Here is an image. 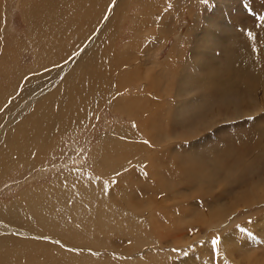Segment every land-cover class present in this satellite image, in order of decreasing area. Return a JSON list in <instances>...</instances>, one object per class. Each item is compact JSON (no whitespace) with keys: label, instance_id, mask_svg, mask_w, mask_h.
Instances as JSON below:
<instances>
[{"label":"rangeland","instance_id":"1","mask_svg":"<svg viewBox=\"0 0 264 264\" xmlns=\"http://www.w3.org/2000/svg\"><path fill=\"white\" fill-rule=\"evenodd\" d=\"M38 4L34 0H0V53L4 52L5 45H16L17 38L22 49L28 20L33 19ZM261 17H264V0H110L106 17L94 21L86 43L68 42L62 60H54L24 76L22 83L18 82L22 92L33 83L42 88V95L52 93L77 63H83L86 53L94 49L99 60L116 55L122 59L131 57L132 68L139 65L138 74L145 75L159 88L158 92L155 90L156 102L173 100L171 104L155 105L162 113L165 110L171 113H163L162 117L158 114L161 120L158 126L142 127L148 130L147 135L156 134L162 141L157 140L147 149L141 148L136 142L138 128L132 130L127 124L130 130L124 129L119 137L121 141L128 139L121 147L127 149V154L122 152L112 160L123 165V172L107 179L96 176L115 200L112 203L124 204L127 196L131 202L154 213L156 220L153 224L151 220L152 225L143 235L147 241L134 244L127 237L110 235L105 238L107 248L93 249L88 243H75L70 251L94 257L96 264H264V19ZM47 21L49 26V18ZM99 36L107 37L104 46L99 44ZM16 51L13 49L10 59L4 62L18 58L16 61L22 66L30 65L21 59L30 51H20L21 54ZM200 53L205 55L204 61H215L211 70L215 71L216 67L222 70L220 72L227 68L230 58H245L247 73L243 72V65L237 64L230 74L210 79L215 94L223 96L235 91V96L211 99L206 94L209 89L193 83L196 81L193 76L202 81L207 78L194 64ZM3 55L0 54L2 61ZM24 78L26 83H23ZM181 81V91H178ZM16 82L11 81L15 91L19 87ZM244 88L246 94L242 92ZM167 92L171 93L168 97ZM178 92L180 97H177ZM31 94L28 89L24 100L32 99ZM205 99L210 101L205 103ZM18 101L14 95L8 104ZM22 110L20 105L9 114L0 109V129L7 127L9 115L26 118L29 111ZM97 118L99 123L111 124L99 129L102 136L108 135L116 117L109 114L105 118L99 113ZM82 141H73L71 146L68 144L61 149V156L75 160L63 168L42 166L23 186L18 180L3 183L0 186V197L5 196L2 200L16 199L21 188L29 190L39 183L37 181L43 183L67 168L76 173H89V152L98 142H93L87 150ZM141 153L146 155L145 164L141 163L138 168L135 164L127 165L129 161L135 162ZM167 164H176L173 169L177 170L173 174L171 169L168 171L172 177L171 181L165 180L168 192L156 193L154 176L145 174L148 167L162 169ZM190 166L202 169V182L186 185ZM175 176L180 179H174ZM119 179L123 190L117 182ZM4 228L8 231L0 236L20 239L12 234L19 235L16 232L19 229ZM56 238L32 242L39 248L56 250L58 243L50 241ZM217 238L219 243L214 246L212 240ZM62 242L68 248L69 240L62 239ZM44 263L47 262L44 260Z\"/></svg>","mask_w":264,"mask_h":264},{"label":"bare ground","instance_id":"2","mask_svg":"<svg viewBox=\"0 0 264 264\" xmlns=\"http://www.w3.org/2000/svg\"><path fill=\"white\" fill-rule=\"evenodd\" d=\"M34 1L39 4L33 19L28 20L25 33L26 42L22 49L19 47L17 38L16 45L12 47L5 45L4 52L0 53L4 54L1 57L3 61L0 60V109L3 108V112L9 114L17 105H20L23 107V112L29 111L24 119L9 115L5 123L7 127L0 129L2 142L0 145V186L11 180L23 182L20 185L23 186L24 182L29 177H33L42 166L57 165L63 168L64 165L74 162L73 157L60 155L61 149L68 144L71 146L73 141L77 142L82 139L87 150L93 146V142H98V145L90 152L88 151L89 173H84V171L81 172L82 174L76 173L67 168L66 171L60 170L61 172L47 178L43 183L37 181L39 183L29 190L21 188L16 199L13 197L4 202L2 199L5 196L0 197V233L8 231L4 227L20 230L16 231L19 235L12 233L20 239L0 236V264H55V262L56 264H92V262L96 264L97 260L94 257L81 252H72L69 249L73 248L75 243H88L93 249L104 246L107 248L109 245L105 238L110 235L127 237L134 244L142 240L147 241L143 235L156 220L152 211H146L138 206L137 202H131L127 196L124 204L112 203L115 200L96 176H103L107 179V176H120L123 172V165L119 162H112V160L122 152V154L127 152L125 147L121 148L127 138L121 141L119 137L123 135L124 129L130 130L128 126L132 130L138 128L136 142L141 145V148L145 146L147 149L157 140L162 141L161 138L155 137L156 134L147 135L148 130L144 131L143 128L161 122L159 118L162 114L170 113L164 108L165 111L163 110L162 113L155 105L170 103L173 100L167 98L165 102L161 100H159L161 102H156L158 99L155 100L154 96L159 88L145 75L138 74L139 65L132 68L134 63L131 57L122 59L120 55H116L111 57L112 59L99 60L95 56V50L92 49L82 59L83 63H77L54 92L42 95V88L31 83L27 90L29 89L32 93V99L25 101L27 90L22 92L24 90L18 82L22 83L24 76L47 66L52 61L62 60L68 49V42L77 44L84 41L86 43L89 38L88 31L94 21L106 17L110 0ZM47 18H49V26ZM106 39L107 37L99 36V44L104 46ZM115 45L117 46L118 43L116 42ZM13 49L17 50L18 54L30 51L20 56L30 65L22 66L16 61L18 58L4 62V59H10ZM204 56L200 53L194 64L207 78L202 81L197 80V76H193L192 78L196 80L193 83L209 89L206 94L211 99L224 97V95L235 96V91L230 94L224 93L223 96L215 94L216 91L210 86V79H217V77L220 79L224 73L230 74L236 69L237 64L243 65V72L247 73L245 58L243 59L242 56L230 58L227 68L224 72H220L221 69L216 70V67L215 71L211 70L215 61H204ZM13 73L18 76L15 77ZM236 78L237 75L234 76V79ZM13 79L19 86L16 91L11 83ZM26 80L24 78L23 83H26ZM182 83L183 81L180 82L178 91H181ZM217 89L221 90L220 86H217ZM245 91L244 88L242 92ZM164 92L166 94V91ZM170 94L167 92L166 96ZM14 95L18 97V103L8 104ZM36 97L38 98L35 99ZM177 97H180V92L177 93ZM142 98H145V101H142ZM209 101L205 99L204 102ZM99 113H103L105 118L109 114L116 117V122L111 126L113 130H108V135L102 136L99 129L111 124L107 121L99 123L97 118ZM235 115L239 116V113L236 112ZM13 122L15 124L11 125ZM145 158L146 155L141 153L135 162L129 161L127 165L135 164L134 166L138 168L141 163L145 164ZM173 165L176 164H167L162 169L147 166L148 173L145 171V176H154L156 193L168 192V184L165 180L171 181L172 177L168 173L170 169L172 174L174 170H177L173 169ZM198 167L190 166L187 169L189 178L185 179L186 185L202 182L203 171ZM173 178L180 179L179 176ZM117 182L123 190L121 179ZM242 192L243 190L240 194ZM241 200L246 201L243 198ZM52 237H57L55 240H50L58 243L56 250L42 249L32 242L36 239L47 240ZM62 239L69 240L68 248ZM63 248L69 251H64ZM70 258L75 261H70ZM44 260L47 263H44ZM130 264L134 263L130 262Z\"/></svg>","mask_w":264,"mask_h":264},{"label":"snow or ice","instance_id":"3","mask_svg":"<svg viewBox=\"0 0 264 264\" xmlns=\"http://www.w3.org/2000/svg\"><path fill=\"white\" fill-rule=\"evenodd\" d=\"M261 19H264V17H261ZM219 243V238H217V239H213L212 240V244L215 246V245H217Z\"/></svg>","mask_w":264,"mask_h":264}]
</instances>
